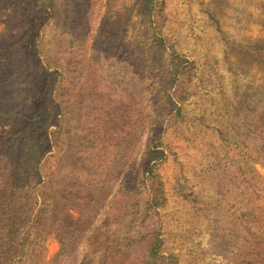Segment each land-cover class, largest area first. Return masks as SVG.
<instances>
[{"label":"rangeland","instance_id":"1","mask_svg":"<svg viewBox=\"0 0 264 264\" xmlns=\"http://www.w3.org/2000/svg\"><path fill=\"white\" fill-rule=\"evenodd\" d=\"M6 81L48 262L264 264V0H0Z\"/></svg>","mask_w":264,"mask_h":264},{"label":"trees","instance_id":"2","mask_svg":"<svg viewBox=\"0 0 264 264\" xmlns=\"http://www.w3.org/2000/svg\"><path fill=\"white\" fill-rule=\"evenodd\" d=\"M5 85L9 87L7 81L0 85V117H16L20 98L15 92L12 93L11 87L9 91ZM12 123H18L16 118ZM30 130L26 129V132ZM22 139L14 136L0 157V264H51L45 259L43 242L29 241L30 223L37 216L36 211L40 206L39 188L45 183V167L38 160L39 147L31 143L25 145ZM78 219L70 215L69 223L76 233L81 229L80 223H83L82 219ZM157 248L159 239L152 249L153 255H159ZM116 261L118 264L117 258Z\"/></svg>","mask_w":264,"mask_h":264}]
</instances>
